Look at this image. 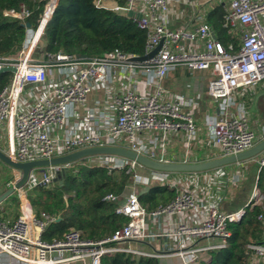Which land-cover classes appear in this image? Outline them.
I'll return each instance as SVG.
<instances>
[{
    "label": "built area",
    "instance_id": "2783aa9c",
    "mask_svg": "<svg viewBox=\"0 0 264 264\" xmlns=\"http://www.w3.org/2000/svg\"><path fill=\"white\" fill-rule=\"evenodd\" d=\"M57 2L46 0L37 28H28L29 33L17 56H0V72L4 66L16 68L11 81L0 91V124L5 125L6 153L12 159L31 161L63 155L91 145H118L157 160L168 161L157 158L156 153L140 139V134L146 131L195 133L196 122L186 109V98L180 94L170 99L163 96V80L177 65H183L190 71L210 70L207 93L219 105L211 137L221 147L224 156L245 151L258 141L243 108L232 110L231 107L237 103L234 97L236 91L264 81V0H226L223 25L238 31V48L233 44L226 47L216 37L211 25L204 21L193 28H171L168 25V0H94L98 8L125 14L133 11L137 4H142L143 9L134 16V20L146 32L144 54L160 45L159 50L145 61H133L131 58L138 55L119 49L93 57L58 52L48 54L47 58L34 59L33 52L44 28L36 41L35 34L42 20L47 18L48 21L51 17ZM4 13L26 24L31 12L22 5L20 9L10 8ZM51 64L67 68L72 73L71 77L56 83L31 106L23 108L21 97L26 87L45 83ZM115 68L122 70L130 81L134 80L138 70L151 75L154 79L152 92L145 96L136 89H126L115 99V117L105 132L68 134L58 145L53 131L65 124L70 105L84 104L91 90L101 85L108 78V72ZM94 160L110 170L125 167L131 170L140 165L135 160L116 155H99ZM258 161L259 169H264V150ZM72 166V163H66L40 168L45 171L42 182L53 180L56 171H66ZM142 178L148 180L147 177ZM176 190L172 200L151 211L141 204L137 193H129L115 208L116 213L129 218L128 222L106 238L86 239L80 230L72 228L63 238L47 242L42 234L55 217L46 211L39 214L34 211L24 184L15 190L20 197L19 214L14 219L0 217V256L9 257L15 264H102V257L115 251L160 257L161 254L135 248L131 242L147 236L145 226L148 215L172 216L199 208L191 192L184 188ZM106 197L122 199L114 194ZM263 199L264 194L256 184L249 202H261ZM243 213L244 207L231 213L211 207L201 222L178 223L173 231L166 234L179 239L189 237L191 244H182L172 254L179 256L182 264H192L199 258L200 251L227 246L230 236L228 222L239 219ZM258 218L264 222V214ZM208 238H218L219 242L206 248L198 246V241ZM247 248L254 255V264H264V242L249 243Z\"/></svg>",
    "mask_w": 264,
    "mask_h": 264
},
{
    "label": "trees",
    "instance_id": "16d2710c",
    "mask_svg": "<svg viewBox=\"0 0 264 264\" xmlns=\"http://www.w3.org/2000/svg\"><path fill=\"white\" fill-rule=\"evenodd\" d=\"M45 4L46 0H0V56H17L24 45L28 29L21 19L6 15L4 11L25 6L31 12L26 22H30L35 29ZM212 21L216 37L226 47L233 44L238 48L239 36L225 27L220 17ZM145 42L146 32L138 27L134 16L128 13L98 8L94 0H58L35 50L41 48L44 58L58 52L93 57L115 49L139 56L145 52ZM12 76L11 71L0 72V91L11 81ZM98 156H87L72 162L73 166L66 169L62 182L52 180L48 185L36 183L28 190L34 211L37 214L46 211L55 217L43 231L45 241L61 239L72 228L80 230L84 238L92 240L113 234L129 218L116 213L115 208L120 203L118 199L106 196L124 195L135 182L136 174L148 178V185H142L138 193L141 204L148 211L168 203L176 195V187L152 178L151 172L154 170L141 165L131 170L128 167L110 170L103 164L92 162ZM257 166V186L264 194V169H259V164ZM139 168L148 173L138 172ZM8 199L18 202L15 193L6 201ZM8 209L0 206V217ZM260 214H264V199L245 205L242 216L228 222L230 236L227 246L209 250V256L200 259L199 264H254V255L248 250L247 244L264 242V222L258 218ZM102 264L160 262L156 256L115 251L105 254Z\"/></svg>",
    "mask_w": 264,
    "mask_h": 264
},
{
    "label": "crops",
    "instance_id": "0c3cea01",
    "mask_svg": "<svg viewBox=\"0 0 264 264\" xmlns=\"http://www.w3.org/2000/svg\"><path fill=\"white\" fill-rule=\"evenodd\" d=\"M168 4V25L171 28H193L203 21L209 23L213 28L212 20L214 18L220 17L223 23L227 7L226 0H168ZM142 9L143 5L137 4L132 11L133 16L139 15ZM232 32L239 36L237 30L232 29ZM42 57L44 58L43 53ZM108 73V78L101 85L95 86L91 90L84 104L70 105L65 124L53 131L58 145H61L62 139L68 134L105 132L108 129V124L115 117V99L126 89H136L140 94L146 96L154 88L152 76L141 70H138L133 81L128 80L123 71L118 68L111 69ZM71 74L67 68H60L51 64L49 77L45 83L26 87L21 97L22 107L28 108L31 106L38 97L49 92L56 83L71 77ZM210 77V70L190 71L183 65H177L164 78V98L170 99L175 94H180L186 98L188 103L186 109L194 116L196 131L192 135H188L183 131L142 132L140 139L156 153L157 158H163L171 162H195L224 156L221 147L213 142L211 137L212 124L217 118L219 105L207 93V84ZM234 97L237 103L231 109L243 108L259 141L264 137V81L245 90L236 91ZM92 109L95 111L93 112ZM0 149H5L4 151L7 152L4 124H0ZM260 156L261 154L247 160L198 172L152 171L153 177L159 178L157 180L191 192L196 198L199 208L172 216L148 215L145 226L147 236L132 241V245L146 252L161 254L162 256L158 257L160 264H182V259L172 254V252L182 244L190 245L191 238L185 236L183 239H179L166 233L173 231L178 223L193 224L201 222L206 218L211 207H216L226 213L242 209L244 206L239 205V203H227L230 196L227 193L228 182L240 175L239 168L246 167L249 164H259ZM257 168L258 166L254 171H257ZM255 181L256 185L257 180L255 179ZM248 194H246V198L249 200L252 193ZM124 196L126 198L127 195H122L119 202L125 200V198L123 199ZM244 202L246 205L247 199ZM3 207L7 208L6 206ZM218 242V238L201 239L198 241V246L206 248ZM209 250L207 248L200 251L199 258L192 264H199L200 259L207 258ZM0 264H15V262L9 257L1 255Z\"/></svg>",
    "mask_w": 264,
    "mask_h": 264
},
{
    "label": "water",
    "instance_id": "95a60500",
    "mask_svg": "<svg viewBox=\"0 0 264 264\" xmlns=\"http://www.w3.org/2000/svg\"><path fill=\"white\" fill-rule=\"evenodd\" d=\"M129 16H133V12H128ZM26 27L30 28L31 23L26 22ZM160 48V45L151 50L149 53L134 56L133 61H145L151 58ZM16 70L15 66H4L1 71ZM264 150V137L257 141L251 148L238 152L236 154L220 156L208 160L195 161V162H171L161 161L149 157L145 154L138 153L128 147L118 145H91L86 146L63 155L54 156L51 158H41L31 161H16L12 159L4 150L0 149V160L7 165L13 167L21 172V177L12 186L8 187L0 194V204L12 195L15 190L22 187L29 179L30 172L37 168H45L54 165H61L72 163L80 160L81 158L93 155H116L137 161L141 166L149 169L162 171V172H198L210 170L217 167H222L230 163L247 160L261 154ZM65 170L56 171L53 180L63 181ZM43 184V182H42Z\"/></svg>",
    "mask_w": 264,
    "mask_h": 264
},
{
    "label": "rangeland",
    "instance_id": "374dc122",
    "mask_svg": "<svg viewBox=\"0 0 264 264\" xmlns=\"http://www.w3.org/2000/svg\"><path fill=\"white\" fill-rule=\"evenodd\" d=\"M32 29H34L32 27ZM29 33V29H27V34ZM33 58L34 59H42V51L41 48H37L33 52ZM262 137V136H261ZM5 150V149H4ZM92 162H96L97 160L92 159ZM250 165V166H249ZM246 167L239 168L238 171H240V177L237 176L235 179H232L231 181L228 182V194L229 199H228V204H238L245 206V202L247 199V203L249 202L248 198H246V194L252 193L255 187V179H256V165L254 164H249ZM255 167V168H253ZM242 169V170H241ZM138 172L147 174V170H143L139 168ZM150 174V172H149ZM21 177L20 172H18L16 169L13 167L7 165L4 163L2 160H0V193L4 192L10 185L15 183L19 178ZM43 179H45V171H42L40 168H37L34 172L31 171L29 175L28 181L25 183V188H26V194L28 196V190L32 187V185L36 183H42ZM148 180H144L142 177L140 178L139 175L138 177H135V182L126 190L125 195H128L131 192L139 193L141 190L142 185H148L147 184ZM52 180H49L48 182H43V184L48 185ZM141 183V184H140ZM15 195L17 196V201H12L11 199H8L7 201H3L0 206H6L9 208L4 214V218L6 219H14L16 218L18 213V209L16 206H20V197H18L17 191L15 192ZM249 195V194H248ZM256 198H258V195H255ZM125 196L123 197V199ZM253 202V201H252ZM249 202V203H252ZM246 203V204H247Z\"/></svg>",
    "mask_w": 264,
    "mask_h": 264
},
{
    "label": "bare ground",
    "instance_id": "6f19581e",
    "mask_svg": "<svg viewBox=\"0 0 264 264\" xmlns=\"http://www.w3.org/2000/svg\"><path fill=\"white\" fill-rule=\"evenodd\" d=\"M46 21H47V18H44V19L42 20L41 25H40V27H39L37 33L35 34L34 41H36L37 38H39V36H40V34H41V32H42V30H43V28H44V25H45V22H46Z\"/></svg>",
    "mask_w": 264,
    "mask_h": 264
}]
</instances>
